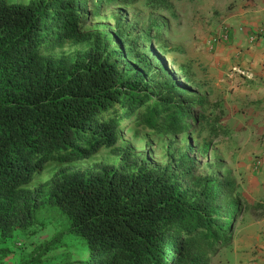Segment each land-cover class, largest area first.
<instances>
[{
	"label": "trees",
	"instance_id": "trees-1",
	"mask_svg": "<svg viewBox=\"0 0 264 264\" xmlns=\"http://www.w3.org/2000/svg\"><path fill=\"white\" fill-rule=\"evenodd\" d=\"M173 1L0 0L2 240L31 236L47 209L66 219L85 251L61 264H211L231 245L245 206L228 178L195 177L188 154L177 169L183 174L150 167L119 145L130 119L162 136L196 129L200 117L194 114L205 108L192 71L179 77L154 49L143 50L158 22L137 33L85 32L90 19L140 2L175 16ZM79 45L88 48L50 55ZM105 149L121 157L123 167L99 165L90 173L62 166ZM50 164L60 171L32 188ZM184 180L193 188L183 190Z\"/></svg>",
	"mask_w": 264,
	"mask_h": 264
},
{
	"label": "rangeland",
	"instance_id": "rangeland-1",
	"mask_svg": "<svg viewBox=\"0 0 264 264\" xmlns=\"http://www.w3.org/2000/svg\"><path fill=\"white\" fill-rule=\"evenodd\" d=\"M31 1L33 0H12V3L28 5ZM182 1L185 0L173 1L175 10L178 11V15L175 16L171 13H153L144 2H140L131 7L111 9L99 17L90 19L85 27V32L121 35L146 31L155 22H158L159 30L154 32L153 41L145 44L143 50L154 49L169 69L179 77L185 72L184 70L190 69L195 85L198 86L199 98L204 100L205 109L194 114L200 117V123L194 131L179 136L156 135L148 129L135 126L130 119L125 122L128 125L127 129L119 131L121 134L119 145L130 148L134 155L140 157L150 167L163 169L169 166L175 170L176 174H183L177 169L183 155L188 154L194 160L193 174L195 177L214 176L221 180L228 178L227 174H230L231 177L238 179V166L245 163L246 167L249 165L251 167V161L256 155H250L245 151L246 148L240 141L242 140L241 132L230 126L236 122H230L227 119L226 108L220 110V106H216V104L224 102L223 95H220L218 90L216 92L214 86L209 85L210 70L215 63L216 49L222 43L221 41L219 46L211 49L213 40L211 36L220 33V36L222 35V24L218 23L217 25L220 27L216 26L215 31L202 28L204 34L200 38L196 32L191 34L189 30L195 28L198 30V25L195 24L193 2L191 0ZM183 3L187 5H183ZM200 17L206 18L203 14ZM204 18L198 20H204ZM172 24L173 31H167L168 33L164 31L166 28L167 30L168 28L172 29ZM227 29L232 31L229 27ZM231 34L232 32L230 36ZM230 36L229 38H231ZM217 38L220 39V37ZM87 48V45L68 46L56 50L50 55L55 57L75 56ZM118 65L120 69L124 70L125 63L118 62ZM240 71L242 70H236L239 75L247 78ZM242 72L248 74L245 71ZM179 84L182 87L186 86L183 80H180ZM216 100L217 103H215ZM208 144H210L209 150L204 153V148ZM124 164L121 157L115 156L110 150L105 149L90 160L62 166H71L75 170L96 173L99 165L121 168ZM60 169L61 165L50 164L45 172L35 179L31 187L37 188L49 181ZM192 188V182L183 181V190ZM235 198L240 199L243 206L246 205L244 196L240 192H237ZM241 217L235 222V231ZM84 253L82 243L71 237L70 226L66 219L59 213L47 209L42 210L39 214L37 224L31 230V236L17 233L7 241L0 237V264H61L66 255L83 256ZM231 254L230 249L225 248L212 259L211 264H230Z\"/></svg>",
	"mask_w": 264,
	"mask_h": 264
},
{
	"label": "crops",
	"instance_id": "crops-1",
	"mask_svg": "<svg viewBox=\"0 0 264 264\" xmlns=\"http://www.w3.org/2000/svg\"><path fill=\"white\" fill-rule=\"evenodd\" d=\"M191 1L198 25V30H189L191 34L196 32L200 38L204 34L202 28L213 31L218 23L222 24V35L228 27L232 30L231 38L217 45L209 85L223 95L224 102L216 106L219 105L220 110L226 108L227 119L236 122L230 126L241 132L240 141L245 151L261 160L257 167L255 158L251 167H246L245 163L239 165L238 179L227 174L246 203L232 243L227 247L232 252L230 264H264V39L250 41L253 32L264 25V0ZM202 14L207 19L200 17ZM200 18L204 20H198ZM171 30H174L173 24L172 29H165L166 32ZM220 34L211 39L221 38ZM239 69L247 72L248 77L239 75L236 72Z\"/></svg>",
	"mask_w": 264,
	"mask_h": 264
},
{
	"label": "built area",
	"instance_id": "built-area-1",
	"mask_svg": "<svg viewBox=\"0 0 264 264\" xmlns=\"http://www.w3.org/2000/svg\"><path fill=\"white\" fill-rule=\"evenodd\" d=\"M230 30L226 29L224 30V35L221 36L220 39L216 38L213 39L211 42V49H214L221 41L223 40H228L229 36H230ZM264 39V25L258 27L252 34L250 41L251 43L257 42L258 40ZM241 74L246 75L248 77V74L243 73L242 71H240ZM251 78V77H249ZM263 147H264V143H263ZM261 164V160L260 157H256L254 159V166L257 167Z\"/></svg>",
	"mask_w": 264,
	"mask_h": 264
}]
</instances>
